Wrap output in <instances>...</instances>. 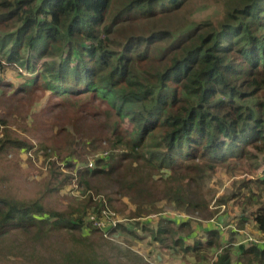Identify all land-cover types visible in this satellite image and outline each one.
<instances>
[{
	"label": "trees",
	"instance_id": "16d2710c",
	"mask_svg": "<svg viewBox=\"0 0 264 264\" xmlns=\"http://www.w3.org/2000/svg\"><path fill=\"white\" fill-rule=\"evenodd\" d=\"M213 8L217 19L195 17ZM9 69L17 92L41 88L81 118H103V139L80 130L75 139L93 149L105 140L108 154L93 167L78 163L72 135L58 148L65 155L34 151L0 120V157L43 151L49 166L34 195L0 177L1 262L153 264L136 250L144 241L134 227L112 226L104 211L129 199L130 220L162 212L163 202L190 216L162 218L157 229L137 220L161 247L232 264L235 241L225 244L216 226L192 243L185 237L217 216L197 178L229 161L264 162V0H0V73ZM71 186L79 194L63 203ZM232 198L243 213L257 200L252 216L264 235V177L244 180ZM239 251L238 262L264 264V241Z\"/></svg>",
	"mask_w": 264,
	"mask_h": 264
},
{
	"label": "rangeland",
	"instance_id": "374dc122",
	"mask_svg": "<svg viewBox=\"0 0 264 264\" xmlns=\"http://www.w3.org/2000/svg\"><path fill=\"white\" fill-rule=\"evenodd\" d=\"M217 13L218 9L213 8L203 13H196L195 17L197 19H203L208 16L215 18ZM180 24L176 23L173 28H183L179 26ZM3 81H6V83H3ZM18 83H20L18 72L13 69L0 73V86L3 87L0 88V93H2L0 94L2 97L0 99V120L3 118L8 121L7 129L13 138L29 142L34 146V151L40 148H55L57 152L59 151L65 155L66 152L58 148H64L67 140L66 135H72L74 142L71 144V149L78 153V163L84 160L88 162V165L91 161L95 163V160L108 154L105 140H102L97 149H93L92 147H86L84 144L80 145L79 141L75 139H79L77 137V130H80L86 136L89 135L103 139L105 137V131L102 128L104 123L103 118H81L80 115H77L73 105L71 107L57 105L62 103V101L41 88H37L36 92L30 95H23L16 90L20 88ZM71 101L74 100L71 99ZM43 153L42 151L39 156H35L32 152L34 160H32L28 152L24 151H21L18 155H14L13 153L2 155L0 157V177H4V180L7 181L6 183L14 185L22 194L34 195L39 189L40 182L44 180L48 173L49 166L46 165V157ZM249 165L251 164L247 161H229L220 164L215 174L209 180L204 181L200 177L197 178L198 184L204 188L205 198L210 201L209 209L216 212L217 216L213 220L214 224L199 222L198 226H194V232L185 237L187 242L192 243L197 238L206 237V232L203 229L205 224H210V229L216 226L221 230L225 244L233 237L232 240L235 241V244L231 247L232 254L238 253L239 245L242 243L248 244L254 242L258 244L264 241V235L259 231V226L252 216L258 209L257 200L253 202L252 208H248V212L243 213L242 208L236 205L238 200L232 198L233 193L237 192L244 180L264 177V162L260 168L252 169ZM63 171L66 172V169ZM252 189L258 193L256 187ZM77 194H79V191L73 189L72 186L65 187L60 192L63 203L65 202V197ZM161 206L162 212L152 214L143 219L136 218V220H130L125 216L136 209L129 199H125L124 204L118 210L104 211L110 213L111 220L109 222L112 223V226L122 223L128 227H134L133 230L136 231L142 242L144 241L136 245V250L143 253L147 258H150L155 254L159 255L157 251L165 250V248L161 247V244L159 245L154 242L151 232L143 231L137 220L142 221L143 225L148 226L150 229H155L162 218L175 221L173 222L174 224L188 221V217H190L185 212L178 211L172 206H166V202H163ZM230 213H232L233 218L229 217ZM194 216L191 218L195 220L198 215ZM240 223L245 224V229H239L238 224ZM255 235L257 236L256 238ZM114 239L118 242L126 243L122 235ZM205 241L204 239L203 242ZM169 252L172 251L169 250ZM181 256L185 258L182 254L178 253L174 255L172 253L170 255L171 261L168 262H171L170 264H178L183 261L185 264ZM246 262L247 259L243 264H247ZM0 264L7 263L0 261Z\"/></svg>",
	"mask_w": 264,
	"mask_h": 264
},
{
	"label": "crops",
	"instance_id": "0c3cea01",
	"mask_svg": "<svg viewBox=\"0 0 264 264\" xmlns=\"http://www.w3.org/2000/svg\"><path fill=\"white\" fill-rule=\"evenodd\" d=\"M201 223V222H200ZM205 223H208V222H205ZM204 223V224H205ZM213 223V221H211L210 222V224H212ZM215 223V222H214ZM199 224V223H198ZM210 224H205L204 225V232H206V234H207V232L210 230V228H209V225ZM195 226H198L197 224H195ZM213 226V225H212ZM214 227V226H213ZM208 228V229H207ZM155 229H157V226H156V228ZM220 231V233L222 234V236H223V232L221 231V230H219ZM198 232H200V231H198ZM261 243V242H260ZM260 243H258V244H255V245H260ZM164 250V249H163ZM163 250H159V251H157V252H159V255H154V256H152V257H150V258H148L153 264H166L168 261H171V257H170V255H172V253L175 255L176 253H174V252H169V250H171V249H167V248H165V250L163 251ZM236 254V255H235ZM235 254H232V264H243V261H241V262H238V258L240 257V255H241V252L240 251H238V253H235ZM181 258H182V256H181ZM182 260H184V262H185V264H207V262H205V261H202V259H198L197 257H195V256H187V257H185V258H182ZM171 263V262H170ZM169 262H168V264H170ZM178 264H184L183 263V261H181L180 263H178Z\"/></svg>",
	"mask_w": 264,
	"mask_h": 264
},
{
	"label": "built area",
	"instance_id": "2783aa9c",
	"mask_svg": "<svg viewBox=\"0 0 264 264\" xmlns=\"http://www.w3.org/2000/svg\"><path fill=\"white\" fill-rule=\"evenodd\" d=\"M93 165H94V162L91 161V162L89 163V167H93ZM106 215L108 216L109 220H111L110 215H109V214H106Z\"/></svg>",
	"mask_w": 264,
	"mask_h": 264
}]
</instances>
